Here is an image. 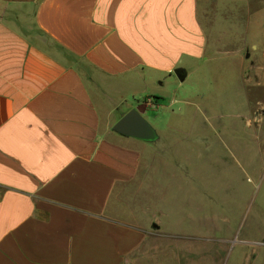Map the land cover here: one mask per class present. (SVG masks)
I'll list each match as a JSON object with an SVG mask.
<instances>
[{
    "label": "crops",
    "instance_id": "obj_1",
    "mask_svg": "<svg viewBox=\"0 0 264 264\" xmlns=\"http://www.w3.org/2000/svg\"><path fill=\"white\" fill-rule=\"evenodd\" d=\"M213 64L198 0H0V264H130L153 243L154 156L117 114ZM224 140L264 170L263 138ZM242 243L264 264V233Z\"/></svg>",
    "mask_w": 264,
    "mask_h": 264
},
{
    "label": "rangeland",
    "instance_id": "obj_2",
    "mask_svg": "<svg viewBox=\"0 0 264 264\" xmlns=\"http://www.w3.org/2000/svg\"><path fill=\"white\" fill-rule=\"evenodd\" d=\"M198 5L214 78L191 74L182 85L169 79L154 87L161 99L128 98L117 114L137 109L159 135L146 144L154 156V215L160 220L154 242L130 264H245L242 241L264 233L263 157L251 144L247 174L246 160L230 150L235 145L220 144L264 139V0ZM11 19L21 28L32 20Z\"/></svg>",
    "mask_w": 264,
    "mask_h": 264
},
{
    "label": "water",
    "instance_id": "obj_3",
    "mask_svg": "<svg viewBox=\"0 0 264 264\" xmlns=\"http://www.w3.org/2000/svg\"><path fill=\"white\" fill-rule=\"evenodd\" d=\"M181 81L185 80L183 73H178ZM113 130L123 136L131 137L143 142H155L159 135L152 124L137 110L132 109L116 122Z\"/></svg>",
    "mask_w": 264,
    "mask_h": 264
}]
</instances>
